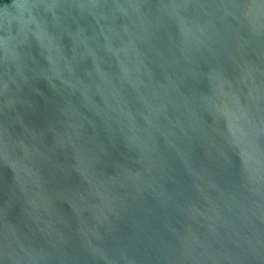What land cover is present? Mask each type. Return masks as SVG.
Listing matches in <instances>:
<instances>
[{"label":"water","instance_id":"95a60500","mask_svg":"<svg viewBox=\"0 0 264 264\" xmlns=\"http://www.w3.org/2000/svg\"><path fill=\"white\" fill-rule=\"evenodd\" d=\"M0 264H264V0H0Z\"/></svg>","mask_w":264,"mask_h":264}]
</instances>
